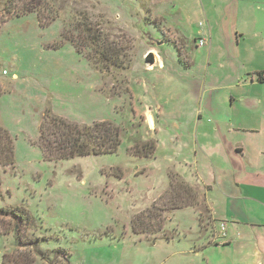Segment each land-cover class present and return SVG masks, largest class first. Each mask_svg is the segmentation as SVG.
Instances as JSON below:
<instances>
[{
    "label": "rangeland",
    "instance_id": "1",
    "mask_svg": "<svg viewBox=\"0 0 264 264\" xmlns=\"http://www.w3.org/2000/svg\"><path fill=\"white\" fill-rule=\"evenodd\" d=\"M225 1L231 0H15L9 13L0 8V124L15 141L14 164L0 168V209L24 207L34 220L32 226H24L13 216L0 213L3 229L10 228L7 237H0V264L3 251L10 247L18 250L16 240L24 244L21 252H29L28 258L41 264H67V259L70 264H159L167 259L168 264H190L189 255L178 253L181 240L209 244L213 227L204 206L197 209L199 217L187 208L167 212L163 233L153 237L135 235L131 223L137 222L143 211L151 212L153 203L169 189L172 148L179 151L188 141V154L194 162L211 159L216 163L223 158L221 153L210 154L216 148L223 150L218 140L210 136L205 142L201 128L186 119L200 108L196 84L205 78L226 79L230 69L247 73L244 60L229 64L218 52L212 57L209 46L199 44L201 34L206 36L200 22L212 23L213 18L215 22L212 13ZM234 2L237 8L233 17L227 18V27L241 21L237 20L241 12L264 15V0H234L230 7ZM24 9L27 13L35 9L42 16H49L52 9L59 20L43 28L34 14L17 18V12ZM72 21L100 26L107 44L114 42L117 47L119 63H114L115 68L94 59L90 62L85 56L91 54L88 46L81 48L84 55L68 42L59 49L54 47L61 31L69 32ZM241 27L240 22L239 33ZM255 30L264 37V18ZM159 42L165 44L163 50ZM150 54L152 62L148 61ZM243 56L253 66L264 59L259 54ZM165 61L168 72H147ZM193 61L199 66L188 68L185 63ZM259 91H264V86H256L254 93ZM46 111L88 126L104 121L120 124L126 130L122 145L116 155L46 162L38 144ZM152 114L160 119L162 129L171 127L173 139L170 133L163 136L151 131ZM180 121L183 129H174L173 123ZM187 126H193L188 128L190 132ZM226 135L230 142H237L234 134ZM241 135L246 142L244 153L257 151L259 143L264 146V134L257 141L258 134ZM132 144H139L142 154L153 146L156 151L160 144L162 148L147 160L144 154L138 158L131 153L136 151ZM3 146L0 141V154ZM257 165L259 177L264 179V157H258ZM187 168L184 166L189 174ZM240 202L247 205V212L234 216L242 228L247 230L251 224L264 233V207L246 199ZM234 229L228 223L230 238ZM166 240L173 241L168 246ZM240 251H222L223 264H236L234 258ZM192 258L197 259L195 255ZM243 262L254 260L245 258Z\"/></svg>",
    "mask_w": 264,
    "mask_h": 264
},
{
    "label": "crops",
    "instance_id": "2",
    "mask_svg": "<svg viewBox=\"0 0 264 264\" xmlns=\"http://www.w3.org/2000/svg\"><path fill=\"white\" fill-rule=\"evenodd\" d=\"M233 1L222 2L219 8L214 9L216 11L213 10L212 15L217 18L215 22L214 18L212 23L208 20L200 22V26L202 24V27H205V39L207 40L203 47L209 46V55L213 57L218 52L223 58H226V62L229 64L233 63V60L236 61V64L244 60L247 73L239 74L237 71L233 73L230 69V74L226 79L209 81V78H205L204 83L200 81L199 84H196V98L199 100L200 108L195 109L186 119L189 124L193 126L196 124L198 129L201 128L205 142H208L210 136H214L218 140V144H220L218 146L223 147V150L216 148L210 154L220 155L221 153L220 156L223 158H220L216 163L211 159L194 162V159L191 160L188 154L191 145L186 141L183 149L176 151L172 148V154L169 155L168 160L170 164L168 173L173 170L168 174L169 183L171 175L179 173L189 185L196 188L201 194L202 206L209 211L211 226L215 227L208 245L205 240H181L182 248L177 249L181 253L177 252L189 255L187 260L190 261V264H223L222 251H231L233 248L241 250L238 257L234 258L236 264H264V233L257 232L254 229L255 226L251 224H247V227L251 228L245 230L242 228L241 222L234 216L236 214L244 215V212H247V205L245 203L242 205L241 200L244 202L246 199L255 206L264 207V179L259 177L260 169L257 165L258 157H264V146L262 147L259 143L257 151L244 153L242 147L246 146V142L242 140L244 138L241 135L245 133L258 134V137L254 139L257 141L256 139L264 134V91L254 93L256 86H264V59L258 66H253L250 60L243 56L244 53H250L264 57V37L255 30L258 21L264 18V15L261 16L253 11L241 12V15L236 17L237 20H241L242 24L240 28L242 33H239L237 28H239L240 22L237 21L236 24L227 27V18L233 17L237 8L236 2H234V6L230 7ZM207 18L209 19V11L206 12ZM203 36L201 34L200 39L204 38ZM239 49L240 51L237 52ZM154 65L155 67H152L151 70H147L148 73L168 72L167 61L159 66ZM194 66H199V64L193 61L188 68ZM202 89H204V96ZM163 109V107H159L160 111ZM151 116L155 118L152 121L154 124L151 131L163 136H169L170 133L172 138L171 127L169 126L170 128L167 129L169 131L162 129L159 126L160 119H157L154 114ZM161 116L163 115L161 114ZM173 126L177 130L183 129L182 121L173 123ZM192 127L187 126V130ZM226 133L234 134L237 142H230ZM187 139H190V136ZM161 148L162 144L158 146L156 154ZM165 160L167 162V159ZM184 166L190 167L193 171L187 168L189 174L186 173ZM187 209L194 211L199 217L196 208ZM199 220L201 219L199 218ZM228 223L235 226L231 238L227 232ZM250 235L254 240L250 239ZM170 241L173 240H166L164 244L169 246ZM194 255L197 259L192 258ZM252 257L253 263L243 262L245 258ZM257 259L258 261H256ZM164 262H159V264H168L169 259ZM1 264H3V255Z\"/></svg>",
    "mask_w": 264,
    "mask_h": 264
},
{
    "label": "trees",
    "instance_id": "3",
    "mask_svg": "<svg viewBox=\"0 0 264 264\" xmlns=\"http://www.w3.org/2000/svg\"><path fill=\"white\" fill-rule=\"evenodd\" d=\"M15 0H0V8L4 7L6 13L11 11ZM18 11H21L20 9ZM29 14L37 16L39 25L43 28H47L57 22L55 12L50 10L49 16L41 15L34 9L31 13H27L24 9L21 12H17V18L24 17ZM73 20V19H72ZM98 26V25H97ZM69 32L63 34L61 31L59 41L54 46L56 49L61 48L64 43L68 42L73 45L77 53L84 55L81 48L89 47L91 54L85 55L90 62L92 59L98 62V64L104 63L107 67L112 66L115 68L117 61V47L113 46V43L107 44L103 39V31L100 30V26L95 27L90 23H82L80 21H72L69 25ZM64 29V28H63ZM92 45V48L89 46ZM161 47L163 50V47ZM182 59V58H181ZM154 58L150 54L148 61H153ZM189 66L188 63H185ZM120 68V66H118ZM3 92H0V98ZM91 127V128H89ZM88 130L90 132H88ZM124 131H126L122 125L116 124L110 121L96 122L91 125H83L78 122H73L67 118L60 116L56 113L46 111L43 115V119L40 125V138L39 146L43 149V155L46 162L50 163H61L65 161L74 162L80 157H98V156H111L116 155L122 142L124 140ZM126 133V132H125ZM87 140L85 141L84 139ZM0 141H3V148L0 154V168L11 167L14 164L15 159V141L9 133V131L0 124ZM145 145H148L147 143ZM136 151L131 152L135 157L140 158L143 154L144 157H149L156 153V148L153 146L146 149V153H141L139 144L130 146ZM149 159V158H147ZM201 194L196 189L189 185L182 177L178 174H172L170 177L169 189L159 198L153 207L150 209L151 212L143 211L138 217L137 222L131 223L133 233L135 235L145 236H156L159 233H163L165 229V216H169L168 213L173 214L182 208H196L202 206L200 201ZM163 212L167 215L159 216L157 212ZM0 213L3 215H11L16 221H21L24 226H32L33 215L28 209L24 207H12L0 209ZM149 216V217H148ZM145 217H148V219ZM162 217V218H161ZM200 219L201 214H200ZM33 220V221H32ZM24 223V224H23ZM139 227V228H137ZM213 227V226H211ZM213 231L215 227L212 228ZM10 228L3 229L0 224V237H7L9 235ZM40 241V240H38ZM37 241V242H38ZM40 243L36 244L38 247ZM15 246L18 250L13 251L10 248L6 249L3 253V264H41L37 263L35 259H30L29 252H21L24 247L23 242L20 240L15 241ZM19 255V257L17 256ZM16 256V257H15ZM67 259V257H66ZM67 264H70L67 259Z\"/></svg>",
    "mask_w": 264,
    "mask_h": 264
},
{
    "label": "built area",
    "instance_id": "4",
    "mask_svg": "<svg viewBox=\"0 0 264 264\" xmlns=\"http://www.w3.org/2000/svg\"><path fill=\"white\" fill-rule=\"evenodd\" d=\"M201 26H202V24H201ZM206 43H207V40L205 38H201L199 41V44L201 47L204 46ZM222 230L224 231V229H222Z\"/></svg>",
    "mask_w": 264,
    "mask_h": 264
},
{
    "label": "water",
    "instance_id": "5",
    "mask_svg": "<svg viewBox=\"0 0 264 264\" xmlns=\"http://www.w3.org/2000/svg\"><path fill=\"white\" fill-rule=\"evenodd\" d=\"M160 43V46H162L163 45V42H159Z\"/></svg>",
    "mask_w": 264,
    "mask_h": 264
},
{
    "label": "bare ground",
    "instance_id": "6",
    "mask_svg": "<svg viewBox=\"0 0 264 264\" xmlns=\"http://www.w3.org/2000/svg\"><path fill=\"white\" fill-rule=\"evenodd\" d=\"M4 75H7V72L6 71H4Z\"/></svg>",
    "mask_w": 264,
    "mask_h": 264
}]
</instances>
